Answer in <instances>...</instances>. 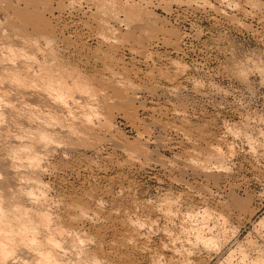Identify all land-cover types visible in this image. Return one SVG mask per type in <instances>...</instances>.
Returning <instances> with one entry per match:
<instances>
[{"label": "rangeland", "instance_id": "374dc122", "mask_svg": "<svg viewBox=\"0 0 264 264\" xmlns=\"http://www.w3.org/2000/svg\"><path fill=\"white\" fill-rule=\"evenodd\" d=\"M173 1L148 5L136 0L149 13L143 23L150 26L143 28L155 25L180 36L178 50L162 39L152 42L150 60L133 54L126 39L117 40L115 57L108 55L97 35L102 32L98 15L88 24L77 10H57L58 0H53L54 16L46 11L44 20L54 32L46 24L44 33L42 25L41 32L34 30V22L20 29L17 18L9 22L5 6L16 2L1 0L3 7L0 2L5 7L0 9V182L9 183L4 184V208L14 228L23 211L51 216V227L64 232L62 237L54 232L61 264H226L229 255L236 264L243 255L264 264V0ZM120 25L125 28L124 22ZM141 31L146 32H136ZM50 45L92 83L110 82L111 70L119 77L115 83L126 76L129 86L123 94L134 103L126 112L115 109L108 115L100 109L113 118L98 146L69 143L63 132L64 143L36 146L41 168L32 172L26 164L30 153L21 147L32 141L25 132L36 126L27 112L47 107L30 91L24 96L31 99H22L24 92L11 74L19 70L24 50L43 63ZM190 157L198 167L190 166ZM200 167H207L208 174ZM41 227L35 234L42 245L16 247L0 264H40L41 255L51 252L43 243L50 234ZM209 236L219 239L220 250L204 242Z\"/></svg>", "mask_w": 264, "mask_h": 264}, {"label": "bare ground", "instance_id": "6f19581e", "mask_svg": "<svg viewBox=\"0 0 264 264\" xmlns=\"http://www.w3.org/2000/svg\"><path fill=\"white\" fill-rule=\"evenodd\" d=\"M9 1L12 2V3L16 2V6H14L13 4H11L9 6H5V7H8L7 10H6L7 15L9 17L8 20H9V22L12 21L11 23L14 24V21L15 20L13 21L11 19V21H10V18H17L18 19L17 20L18 22H16V21L15 22L16 23H19L20 22V24H21V26H19L20 24L19 25L17 24V26H19V29H20V27H23L22 25H27V23H29V22H34L33 23L34 24V26H33L34 28L36 26H38V28H36V29L33 28L36 31H40V29H39V26L40 25H42V26L43 25L45 26L46 24L48 25V23H45V22H47V20H44L45 19L44 18V14L47 13L46 11L53 10V9H51L52 4H50L51 2H53V0L52 1H49V0H21L22 1V4H21V1L20 0H9ZM143 1H144L143 3H145V4H148V3L151 4V3H153V0H143ZM221 1H224L225 2L226 0H221ZM0 2H1V0H0ZM83 3H85V5L87 3V5L84 6V5H82ZM58 4H57L58 5L57 10H58V8H60V9L62 8L64 10L63 11V10H60L59 9V11H57L58 13L63 14L66 11V9L69 11V13H74L77 10L79 13H81L80 16L83 17V18L82 17L81 18L83 20H85V21L86 20L88 21V22L86 21L88 24L90 23V20H94V17H96L98 15L96 17V19H95L96 20L95 22H97V24L100 25L99 30L100 29L102 30V32H100V33L97 34L98 36L101 37L100 38L101 45H104V46H101V48L104 47V48H106V50H109L107 53H108V55L109 54L110 55L112 54V57L115 55V52L118 53L117 52V49L115 51V48L119 46V45L118 46L116 45L118 43L117 40H119V39H124V40L126 39L127 40V44L129 42L128 47H129V50H131L133 52V54L134 53L135 54H138L142 58H146V59L149 58V60H150V57L152 55H151V53L149 54L148 48H150L149 45L152 42H158L159 43V42H161V39H162L164 41L163 44L164 43L167 44L168 46H170L174 50H178V48H179L180 36L178 34H176L174 32H166L168 30H166V31L165 30H162L164 28L160 29L159 27H157V26L154 25L155 22L152 24V25H154V28L152 26L151 27H147L148 30H149V32H148V30L145 27L143 28V26H141V25L146 26L148 23L145 24L143 22H145V21L148 20V19L145 20L146 18H149V20H150V17H148L149 16L148 15L149 13L148 14H145L146 12L141 9L142 7L140 8L141 5L138 6V4L136 3V0H58ZM3 5L4 4H2V2H1V6L2 7H3ZM22 5H25V6H22ZM83 6L88 10V12H90L92 14L91 16H89L90 14L88 15V12H86L84 10V7ZM5 7H4V9L0 7L1 11H4L5 10ZM211 7H213V6H211ZM42 11H45V12H42ZM62 11H63V13H61ZM53 12L55 13L54 10L52 12H50V13H52L51 15L54 14ZM75 13H77V12H75ZM101 16H103V17L106 16L105 17L106 20L102 19L103 17H101ZM121 17L124 18L122 21H121ZM228 19H229V17H228ZM139 20H142L141 21V24H140V22H138ZM135 21H137L136 23H138V24L132 23V22H135ZM122 22L125 23V28L124 29L121 28L122 25H120ZM84 25H86V24H84ZM44 26L41 29L42 32H43V29L45 27H49V25L48 26H45V27ZM90 27L92 28V26H89V28ZM23 28H22V31H23ZM27 28H25V31L27 30ZM97 28H98V26H97ZM17 29H15V30H17ZM48 29H50V31H51V28L50 27ZM48 29L46 28V32H48ZM143 29H145L146 32L145 31L144 32L143 31L136 32L137 30H143ZM19 31H21V30H19ZM51 32H54V30H52ZM27 33H29V32H27ZM44 33H45V29H44ZM28 41H27V38H24L22 40V42H24V43H27ZM71 42H72V40H71ZM98 43H99V41H98ZM150 46H152V45H150ZM47 49H48V55L46 56V58H44L43 63H39V61H38V59L36 57H31L30 53L28 54V53H26L27 51L24 50L19 55V57H21L20 60H21L22 65L20 63V65L18 66L19 70L16 71V69H14V73L11 74V77H12L11 80H13V82L16 83V86L20 88L19 89L20 91H21V89L23 90V92L26 91L27 93L30 91V93H28V94H30V95L33 96V98H32L33 100L35 98L36 101H38L37 103L44 104V106L47 107V108H44V110L41 109V111L40 110H36L37 108L36 109L29 108L30 110H28L29 112H27V114L30 113L29 114V117H27L26 114H23L22 113L23 115H25L24 116L25 118L26 117H27V119L29 118L28 120L30 122H33V121H34V123L36 122L35 123L36 126L33 128L34 129V132H32V131L31 132L30 131L25 132V133H27L26 135H30V134L32 135L31 138L29 137L32 141L29 139L31 141V142H28L29 145H27L28 143L21 144V147L23 148V151L24 152L28 151L30 153V157L29 158H31V160L28 158L30 160V162L28 161L29 164L26 161V164L28 165L27 167L28 168L29 167L31 168V169L29 168L30 171L35 170V168H37V167L39 168V166L41 168V161H42L41 158L42 157H40L37 154V152L35 151L36 150V146H39V145L44 144L45 147L47 148V145H50V144L53 145V144H62V143H64V138H63L62 134H60L61 132H63V134L64 133H68L67 134L68 137H66V138L68 139L69 143L72 142L75 145H81V146H85V147L86 146L94 147V146L97 145V143L99 142V140H102L101 138H99L100 135H101V133L103 132L102 129L103 128H106V127L107 128H110L108 126H110L112 124V120L110 119V117H112V116H110V117L108 116L109 115V111H112L113 110V112H115L114 111L115 109L116 110H119L120 109V110H124L126 112V110H130L129 107L132 106V103H134V102H132V100L130 102H128V100L127 101L125 100L126 97H127V96H125V95H127V92H124V94L126 93L125 95L123 94L122 88H124V87L125 88H128V86H129V80L126 78L125 75L124 76H125L126 79L122 76L124 79L121 78L122 79L121 81L119 80V82L115 83V81H116L115 80V76H116L117 72L115 73L114 70H111L112 71L111 74H113V77H114L113 79L114 80L112 79V80H110V82L102 81V82H99L98 83L97 80L94 77L91 76L92 78L95 79L93 81H96L97 82V83L96 82L95 83H92V79H90L89 76H86V75L82 74V72H80L77 67H73L72 65L71 66L70 65L67 66V64H65L64 61H63V59L61 58V56L56 53L55 48L52 45H50ZM178 53H180V52H178ZM18 54H16V56ZM130 54H132V53L130 52ZM13 55L11 56V60H12V58L15 57ZM102 58H103V56L101 57V59ZM109 59H110L109 61H111V58H109ZM0 61H1V59H0ZM112 62L113 61H111V63ZM113 63H115V62H113ZM173 64L171 63V65H173ZM13 65H14V63H13ZM117 65L118 64H116V66ZM6 66H7V63H6ZM112 66H113V64H112ZM116 66L114 67V69L116 68ZM13 68H14V66H13ZM6 69H7V67H6ZM12 70H11V67H10V70H8L9 73H11ZM136 75H137V73H136ZM5 76H7V74ZM8 76L10 77V75H8ZM117 78H119V77H117ZM152 80H153V78H152ZM19 90L17 89V91H19ZM126 90L127 89H125L124 91H126ZM20 91L18 92L19 93L18 94L19 96L21 94ZM121 92H122V94L125 97L124 99H122L120 97V93ZM21 95L24 96V95H27V94L24 92ZM22 96H20L22 99H25L27 97V96L26 97L25 96L22 97ZM32 96H28L29 99H31L30 97H32ZM1 97L2 96H0V98ZM22 102L24 104H26L28 101L25 103L22 100ZM102 107L107 110L108 115L101 113L102 111H100V109L102 110L103 109ZM130 108H132V107H130ZM8 109H9V107H8ZM25 109H27V108H25ZM3 111H6V110H3ZM25 111H27V110H25ZM1 113H0V115H1ZM110 114H111V112H110ZM119 114H121V113H119ZM123 114H126V113H123ZM102 115H104V118L105 119L103 118V120L101 121L99 119H101V116ZM133 118H134V116H133ZM69 121H71V122H69ZM141 123H143V122H141ZM57 129H59V131ZM22 132H23V130H22ZM25 133H23L24 136H25ZM65 136L66 135H64V137ZM184 136H187V135H184ZM26 138H28V137H26ZM187 139H185V140H187ZM188 141H189V143H192V142H190L191 141L190 139L187 140V142ZM114 144H116V143H114ZM194 144H195V142H194ZM21 151H22V149H21ZM96 151H97V149H96ZM133 155H134V153H133ZM196 160L197 159L190 160L189 162H190L191 165L190 164L189 165L190 166H196V167H198L199 164L197 162L195 164V162H194ZM23 165H24V163H23ZM200 168H201L200 170H202L203 172H204V170H206L205 171V174L206 173L208 174V171L207 170H209V169H207V167H205L206 169L204 167H200ZM14 178H15V176H14ZM6 182L4 180L2 181V179H1V182H0V260L4 262L6 259L10 258V255H14V253L16 251V247H19V246L25 247V248L27 247V249H32V250L35 248L34 250H36L42 244H40L41 242H37V241L40 240L39 238H38L39 240L37 239V237H39V233H38L37 237H36V234L35 233L36 232H39L41 229H39V231H37L36 229H38L40 226H42V227L46 228L47 232H49V234H50V236H45L46 237V239H45L46 241H44L43 243H45V244L47 243L46 245L49 246V248L51 249L50 250L51 252H49V253L47 252V253H43L42 254L41 251L43 250V248H40L41 249L40 252L42 254L41 255L42 257L40 258L41 260H39L40 261V264H61L62 263L61 262L62 260L61 261L58 260L57 255L59 256V254L56 253L57 246L58 247H60V246L57 243V238L56 239L54 238V235L57 232V234L58 233L61 234L60 236L62 237L63 236L62 235V232H63L62 229L61 230H59L60 228L59 229H56V228L53 229L54 227L53 228L51 227V225H50V222L52 224V221L50 219L51 216L49 217V215L47 213L45 215H41L40 214L41 216L38 217V215L35 216V215H33V214L29 213V212H24V211L23 212H20L21 214H20V216H18L20 219H19V221L17 220L18 221L17 222V228L15 227L16 228L15 229L11 225V223L9 222V220H8L12 216L9 215L10 213L7 210V208H4V191L7 190V189L4 190V188L7 187L4 184H7L8 183V182L7 183ZM29 190H31V189H29ZM18 191H21L20 193H23V189L22 190L20 189ZM31 191H33V190H31ZM11 192H12V190H11ZM37 192H39V191H37ZM17 193L19 195V192H17ZM24 193H25V190H24ZM27 194H28V192H27ZM33 194L34 193H30L31 196H33ZM21 196H23V195H21ZM33 197H35V196H33ZM21 198H23V197H21ZM37 200L38 199H36V201ZM28 201H29V199H28ZM5 210L8 211V212H6ZM25 211H26V209H25ZM205 214H207V213H205ZM206 216L208 217V215H206ZM36 217H38V218H36ZM205 217H203L204 220H205ZM16 219H17V217H16ZM12 221H14V220H12ZM35 224H38V227H37V225L35 227ZM52 231H53V234L50 233ZM63 234H64V232H63ZM74 237L75 236H73V240L78 239L77 236L75 238ZM199 238H204V237H201L200 236ZM78 241H80V240H78ZM218 241H219V239H218ZM218 241H217L216 238H213V237L212 238L210 237L209 239H204V242L212 245L211 247H213L215 245V248H217L219 246L218 245L219 244ZM16 243H17V245H16ZM36 243H37L38 247L37 246H34L33 247L32 244L36 245ZM72 244H73V242H72ZM216 245H218V246H216ZM25 248H20V249H25ZM52 250H55V251L53 252ZM218 250H220V249H218ZM57 252L59 253L60 250L57 251ZM79 252H78V254L80 255L81 252L80 253ZM76 253H77V251H76ZM260 253H262V252H260ZM232 255H233V253H232ZM245 256L246 255H243V257L241 256L242 257L241 258V262H238L237 264H260V262H261V261L259 262L257 259L256 260H252V261L246 260L245 258H247L249 256H247V257H245ZM15 259H14V261H15ZM231 259H232V257H231V255H229L228 258H226V264L227 263H229V264H236V263H233V260H231ZM223 262H224V260H223ZM262 262H263V260H262ZM65 263H67V262H65ZM68 263H69V261H68ZM5 264H7V263H5ZM19 264H26V263L25 262H20Z\"/></svg>", "mask_w": 264, "mask_h": 264}]
</instances>
